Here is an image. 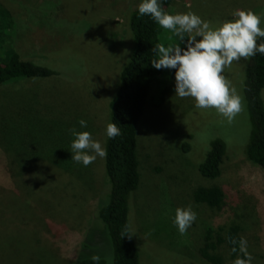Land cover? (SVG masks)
I'll list each match as a JSON object with an SVG mask.
<instances>
[{
    "label": "rangeland",
    "instance_id": "1",
    "mask_svg": "<svg viewBox=\"0 0 264 264\" xmlns=\"http://www.w3.org/2000/svg\"><path fill=\"white\" fill-rule=\"evenodd\" d=\"M140 2L0 0L11 13V19L0 14V58L14 49L22 60L56 71L0 84V264H76L87 253L80 250L89 230L97 255L113 264L97 217L109 191L105 157L87 167L80 163L75 172L53 159L72 156L74 127L105 147L109 103L132 53L129 15ZM249 9L264 17V0H173L168 12L191 11L218 26ZM248 62L233 61L223 73L242 98L231 123L215 108L197 109L194 98L176 96L174 69H164L153 85L152 95L162 87L171 92L160 107H147L138 126L140 184L130 198V224L142 264H208L199 253L206 232L231 224L240 225L252 264H264V170L245 152ZM80 119L87 128H80ZM218 137L228 154L221 176L211 180L198 165ZM185 143L192 144L189 151ZM200 186L223 189L221 208L194 201ZM189 205L197 219L180 234L175 210ZM220 252L226 264L235 261L226 246Z\"/></svg>",
    "mask_w": 264,
    "mask_h": 264
},
{
    "label": "trees",
    "instance_id": "2",
    "mask_svg": "<svg viewBox=\"0 0 264 264\" xmlns=\"http://www.w3.org/2000/svg\"><path fill=\"white\" fill-rule=\"evenodd\" d=\"M172 2L173 0H161L162 8L168 12ZM0 14L5 18L11 16L10 11L2 5ZM128 26L132 53L119 73L116 89L109 103L108 116V123H118L121 135L114 139L106 136L105 180L109 191L100 201L97 210V217L102 223V236L108 252L112 255L113 264H142L130 224V198L140 184L138 126L147 107L150 104L160 107L171 92L169 87H162L156 94L151 93L153 85L158 82L164 70H157L152 66L151 61L158 59L160 55L154 49L161 43L165 46L177 43L184 46L178 37L161 28L149 16H140L138 6L130 13ZM188 36L185 34V39ZM260 42L258 39L257 43ZM6 51V56L0 58L1 85L20 79H45L56 75V71L47 66L22 60L14 49L7 48ZM242 85L250 126L245 152L252 162L264 170V55L257 53L249 57ZM68 133L66 135L70 136ZM60 140L64 142L66 138ZM185 148L189 151L192 144L185 143ZM227 154L228 145L224 139L218 137L212 140L205 157L198 165L200 174L211 180L220 177ZM72 161L71 155L63 157L61 161L55 156L53 159L56 166L75 172L80 163ZM193 199L198 204L219 209L224 203L225 192L219 186H200L194 190ZM241 232L238 224L221 226L218 229L209 228L204 237V245L199 251L202 259L208 264H226L220 252L222 246L229 249L232 260H236L238 256L245 258L239 250L240 240L243 239ZM86 236L87 241L84 240L80 251L87 252L85 256L97 255L93 249L92 232L89 230ZM85 256H79L76 264H94L91 257ZM99 264H105V261L100 259Z\"/></svg>",
    "mask_w": 264,
    "mask_h": 264
},
{
    "label": "clouds",
    "instance_id": "3",
    "mask_svg": "<svg viewBox=\"0 0 264 264\" xmlns=\"http://www.w3.org/2000/svg\"><path fill=\"white\" fill-rule=\"evenodd\" d=\"M138 12L172 32L184 45L158 44L154 52L160 54L159 58L151 61L157 70H175V95L194 98L197 109L215 108L231 123L241 111L242 98L223 73L233 61L257 53L264 55V27H261L264 17L250 9L238 10L233 19L213 26L211 21L191 11L171 14L162 8L161 0H141ZM192 33L195 34L185 39V34ZM258 39L260 43H257ZM78 124L80 128L88 127L84 119H80ZM70 131L74 137L71 142L73 161L87 167L97 157L107 156V149L93 138L91 132L78 131L75 127ZM106 135L109 139L121 135L118 123H108ZM196 219L197 214L189 205L176 208L173 223L180 234H185ZM239 250L245 258L238 256L233 264H252L253 257L247 251L246 240H240ZM91 259L94 264H99L101 257L94 255Z\"/></svg>",
    "mask_w": 264,
    "mask_h": 264
}]
</instances>
